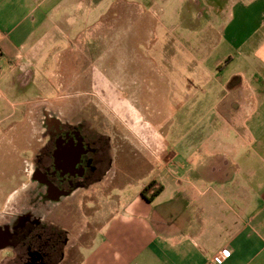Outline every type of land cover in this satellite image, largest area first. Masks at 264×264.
Segmentation results:
<instances>
[{"label":"crops","instance_id":"1","mask_svg":"<svg viewBox=\"0 0 264 264\" xmlns=\"http://www.w3.org/2000/svg\"><path fill=\"white\" fill-rule=\"evenodd\" d=\"M147 1L0 0V101L10 110L0 111V224L25 209L33 195L30 160L43 128L41 110L53 103L67 111L83 101L100 102L116 110V119L138 127L107 130L115 139L113 164L108 179L94 185V208L101 197L118 205L90 224L95 233L82 236L80 253L66 264H216L217 255L218 264H264V0H193L203 10L198 17L224 15L219 26L205 20L199 36L179 35L178 51H197L182 37L211 47L222 42L234 47L241 65L227 87L235 88L233 97L222 106L223 140L202 146L206 160L221 166L210 164L203 167L207 174L186 178L168 170L175 154L161 156V134L147 126L137 105L146 72L142 66L133 70L131 62L142 58L126 40L143 42L151 35L143 14ZM132 26L135 31L126 32ZM218 82L224 88V79ZM31 86L41 96L24 98ZM116 135L125 144H117ZM201 145H188L189 158ZM121 149L144 157L129 162L140 173L116 165ZM8 251L0 241V264Z\"/></svg>","mask_w":264,"mask_h":264},{"label":"rangeland","instance_id":"2","mask_svg":"<svg viewBox=\"0 0 264 264\" xmlns=\"http://www.w3.org/2000/svg\"><path fill=\"white\" fill-rule=\"evenodd\" d=\"M100 1H103V5L110 0ZM144 11L143 14L151 22L150 25L152 24L150 26L151 35H147V40L143 42L138 38L132 40L127 38L126 40L127 43H130L128 46L135 47L138 50L140 53L138 58H142L140 61L137 60V63L136 61L131 62L133 70L142 66V69L146 72L137 105L149 121L147 126L152 129L156 128L161 134V143L166 147L161 156L166 158L172 153L175 154L172 156L171 162L167 164L168 170L172 174H177L183 178L188 177L190 174H207L203 167L211 164L215 169H218L221 165L219 160L215 163L208 162L204 156L202 146L209 139L212 143H217L220 139L223 140L220 133L223 123L222 117H224L222 106L223 103L233 97L232 93L235 88L227 89V87L236 79L234 74L241 63L235 57L234 47L230 48L222 42L211 47L203 43L196 45L194 39L190 40L182 37L179 40L184 42L185 45L191 43L192 48L197 47L196 54H185L177 49V37L188 31L199 33V36L206 24L205 20L211 18L214 25H218L222 21L220 17L224 14L217 15L219 19L217 16L210 15L198 17V12L203 14V10L193 0H149ZM104 22L102 20L98 26H102ZM133 31H135L134 26H132V29L126 30V32L131 33ZM87 32L88 29L85 24L84 33ZM126 37H128V34ZM83 41H86V39L83 38ZM99 42L103 45L104 40L100 39ZM203 49H206L205 52ZM199 51L208 53L203 55ZM229 57H231V60H227ZM226 76H229L228 80H225ZM160 77H162V82ZM220 79L225 81L224 88H220L218 82ZM145 84H148L151 90H146ZM39 96L41 94L38 89L31 86L26 91L24 98L33 99V97L38 98ZM99 103L101 118L106 125L116 128L122 125L134 126L133 128L138 127L136 126L137 123L132 121L127 123L126 119H116L114 117V115L116 116V110L113 112L112 109V111L108 109L107 104ZM51 105L52 108L57 107L60 109L58 103ZM0 106L2 114L10 111L4 101H0ZM210 108H213V111H210ZM141 124L145 125L143 121H141ZM115 138L117 144H125L121 136L116 135ZM192 141L202 144L198 147L202 148V151L197 149L189 158L188 145ZM141 143L144 144L143 141ZM142 158L144 157L138 156L136 152L125 155L124 150L121 149L117 155L116 165L123 169L126 164V170L129 171L130 168L132 174L136 175L140 172L137 168H132L129 162L142 163L145 160ZM189 165H192V168H189ZM154 174V172H150L148 176ZM160 175L166 177L165 171L161 170ZM166 186L164 196H168L171 192V185L166 184ZM98 200H100L101 205L95 209V214L89 213L88 215L86 213L83 217L82 226L85 230L91 227L90 224H98L107 216L111 207L113 209L115 205H118L109 202L110 200L107 198L101 197ZM91 203L88 201L85 205ZM93 233L95 232L91 228L85 231L83 233L84 240H87Z\"/></svg>","mask_w":264,"mask_h":264},{"label":"flooded vegetation","instance_id":"3","mask_svg":"<svg viewBox=\"0 0 264 264\" xmlns=\"http://www.w3.org/2000/svg\"><path fill=\"white\" fill-rule=\"evenodd\" d=\"M40 121L43 128L30 160L33 195L25 209L0 224V241L9 250L3 264L75 261L83 217L95 211L94 185L111 171L115 139L98 104L83 101L67 111L43 108Z\"/></svg>","mask_w":264,"mask_h":264},{"label":"built area","instance_id":"4","mask_svg":"<svg viewBox=\"0 0 264 264\" xmlns=\"http://www.w3.org/2000/svg\"><path fill=\"white\" fill-rule=\"evenodd\" d=\"M213 260H214V262H215L216 264H218V263L221 262L222 257H221L220 255H217V256H215V257L213 258Z\"/></svg>","mask_w":264,"mask_h":264}]
</instances>
